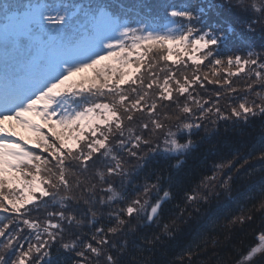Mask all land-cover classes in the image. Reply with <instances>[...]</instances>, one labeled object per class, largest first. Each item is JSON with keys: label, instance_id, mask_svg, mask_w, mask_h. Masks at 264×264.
<instances>
[{"label": "snow or ice", "instance_id": "snow-or-ice-1", "mask_svg": "<svg viewBox=\"0 0 264 264\" xmlns=\"http://www.w3.org/2000/svg\"><path fill=\"white\" fill-rule=\"evenodd\" d=\"M204 255L264 264V0H0V264Z\"/></svg>", "mask_w": 264, "mask_h": 264}, {"label": "trees", "instance_id": "trees-1", "mask_svg": "<svg viewBox=\"0 0 264 264\" xmlns=\"http://www.w3.org/2000/svg\"><path fill=\"white\" fill-rule=\"evenodd\" d=\"M260 122L256 121L253 125L245 126L239 132H234L231 130L225 131L222 126L219 132H213L209 130L207 133L201 130L199 137L196 139L199 141L200 147L197 150V156L204 153L205 150L211 148L213 145H219L222 141L225 145L235 150L236 148H240L241 151L244 150L243 145L249 141L253 136L257 135L260 130ZM200 137H204V140H200ZM194 158H189L188 165L191 166ZM213 208L215 207V203L211 205ZM223 223V221H222ZM258 223V222H257ZM251 237V229L248 230V235H245L244 231L237 230L233 233V241L237 246H240V242L247 241ZM221 240H223V234H221ZM174 249H169V252H172ZM220 252L222 255L226 254L227 250L225 249L224 244L222 243L221 247L218 249H210V251ZM161 259H164L161 257ZM206 264H212V261L208 259L206 255L202 256ZM229 264H232V257L229 256Z\"/></svg>", "mask_w": 264, "mask_h": 264}]
</instances>
